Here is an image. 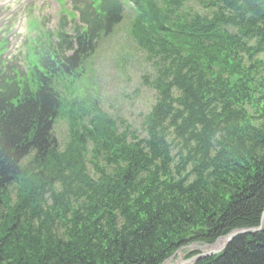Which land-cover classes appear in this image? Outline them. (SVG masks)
<instances>
[{
  "label": "trees",
  "instance_id": "16d2710c",
  "mask_svg": "<svg viewBox=\"0 0 264 264\" xmlns=\"http://www.w3.org/2000/svg\"><path fill=\"white\" fill-rule=\"evenodd\" d=\"M126 1L157 69L143 137L97 102L63 150L54 132L56 82L78 76L122 0L77 5L80 23L69 33L63 17L56 42L38 36L26 69L0 58V264H163L261 222L264 0H197L204 14L183 12L190 0ZM195 264H264V230Z\"/></svg>",
  "mask_w": 264,
  "mask_h": 264
},
{
  "label": "rangeland",
  "instance_id": "374dc122",
  "mask_svg": "<svg viewBox=\"0 0 264 264\" xmlns=\"http://www.w3.org/2000/svg\"><path fill=\"white\" fill-rule=\"evenodd\" d=\"M70 4V0H0V42L5 41V46L0 49L3 59L26 69L28 37L38 35L31 30L30 23L33 25L38 18V22L42 21V29L54 32L64 13L63 5L71 7ZM188 9L191 13H207L197 0L187 1L182 10ZM135 18V9L127 5L122 21L111 35L99 39L92 55L81 65L78 76L68 75L56 82L55 87L65 104L63 113L54 124L62 150L70 140L71 123H76L78 127L89 123L88 116L80 107L89 108L94 102L116 120L119 131L128 128L129 134L145 136L144 119L157 97L156 90L147 80L155 77L157 69L131 33ZM70 108H73L75 120L70 118ZM16 194L15 189L10 192L12 201L16 199ZM211 248L212 245L203 243L189 244L164 264L180 263Z\"/></svg>",
  "mask_w": 264,
  "mask_h": 264
},
{
  "label": "water",
  "instance_id": "95a60500",
  "mask_svg": "<svg viewBox=\"0 0 264 264\" xmlns=\"http://www.w3.org/2000/svg\"><path fill=\"white\" fill-rule=\"evenodd\" d=\"M263 230H264V211H263V214H262L261 222H260V224L258 226L234 229V230L230 231L228 234L219 237L212 244V248L211 249H209V250H207L205 252L199 253V254H197V255H195V256L187 259V260H184L180 264L194 263L197 259H200V258H203V257H208V256L218 255L221 252H223L224 249L226 248V246L233 239H235L237 236L244 235V234H255V233H257L259 231H263ZM221 240H223V244L218 246ZM183 248H181V249H183ZM181 249H179L178 252ZM174 256H175V254L172 257H174Z\"/></svg>",
  "mask_w": 264,
  "mask_h": 264
},
{
  "label": "bare ground",
  "instance_id": "6f19581e",
  "mask_svg": "<svg viewBox=\"0 0 264 264\" xmlns=\"http://www.w3.org/2000/svg\"><path fill=\"white\" fill-rule=\"evenodd\" d=\"M222 244H223V240L220 241V243H219L218 246H220V245H222ZM177 264H179V263H177Z\"/></svg>",
  "mask_w": 264,
  "mask_h": 264
}]
</instances>
